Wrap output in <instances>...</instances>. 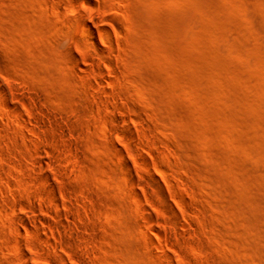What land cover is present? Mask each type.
I'll return each instance as SVG.
<instances>
[{"label": "rangeland", "instance_id": "obj_1", "mask_svg": "<svg viewBox=\"0 0 264 264\" xmlns=\"http://www.w3.org/2000/svg\"><path fill=\"white\" fill-rule=\"evenodd\" d=\"M78 13L106 49L98 111ZM0 84L27 121L0 95V264H264V0H0ZM60 191L78 213L53 248L17 218L64 222Z\"/></svg>", "mask_w": 264, "mask_h": 264}, {"label": "bare ground", "instance_id": "obj_2", "mask_svg": "<svg viewBox=\"0 0 264 264\" xmlns=\"http://www.w3.org/2000/svg\"><path fill=\"white\" fill-rule=\"evenodd\" d=\"M79 15H78V17H77V22H76V24H77V26L78 27H81V31H82V33H81V35L85 38V41L83 42V47L85 46V48H88V46H92L93 47V53L91 52H89L88 54H87V60L89 61V64L88 65H86V64H84L83 66H79L80 65V63H81V61L82 60H84V58L83 59H81L80 60V58H78V57H76V55L73 53V52H67V53H62V54H64V55H62V56H64V58L65 59H67V60H71V61H75L74 63L75 64H77V66H79L80 68H82L81 70L83 71V72H88L89 71V73H87V75L88 74H90V76H87V75H85V76H81V83H82V86H83V88H84V94L86 95V97H85V104H86V106H87V108H89L90 110H96V111H98L97 109H98V104H102V103H105V105L107 104V95H108V91H106L105 89H103L102 88V86H104L103 84H111V80H110V78H109V76L108 75H106L105 74V72H104V68L102 67V66H100V64L97 62V59H103L104 58V55L106 54V49L102 46V44H101V32H102V30H101V28L100 27H98V24L96 25V23H94V18H93V16H92V14H88L87 16H85V14H80V13H78ZM75 21V20H74ZM77 27V28H78ZM98 37V39H99V42L98 41H96V38ZM60 55V54H59ZM82 58V57H81ZM62 59V58H61ZM65 61V60H64ZM65 63H67V61L65 62ZM64 63V64H65ZM83 63V62H82ZM68 64V63H67ZM74 64V65H75ZM104 64H105V66H106V68L108 69V68H113L112 67V65H111V61L110 60H105V62H104ZM78 68V67H77ZM112 71H113V69H112ZM116 76V75H115ZM77 79V78H76ZM114 83V82H113ZM81 85V84H80ZM112 85V84H111ZM115 85V84H114ZM113 86V85H112ZM2 87H3V85L2 84H0V95H1V99H2V101H1V103H2V105L1 106H3L4 107V109L6 110V111H8V112H10L13 116H15L16 117V119H18V120H21V121H23V123L26 121V119L25 118H23V114L18 110V108H16V106H14L12 103H10L6 98H5V91H3V89H2ZM5 87V86H4ZM76 90V89H75ZM80 90V89H79ZM82 90V89H81ZM113 90V89H112ZM113 93H115V92H113ZM78 94V93H77ZM116 95V94H115ZM79 96V95H78ZM81 96H84V95H81ZM87 96H89V97H91L90 99H92L91 101L89 100V99H87L88 97ZM113 97H115V96H113ZM110 98V97H109ZM80 101V100H79ZM82 101V100H81ZM19 102H21V100L19 101ZM116 102V101H115ZM22 103V102H21ZM26 104V103H25ZM23 106H25V105H23ZM47 113V112H46ZM0 117H2V119L3 118H7L6 117V114H2V116L0 115ZM6 120V119H5ZM7 121V120H6ZM34 122H39L37 119H34ZM6 123V122H5ZM26 123H27V121H26ZM25 123V124H26ZM29 124V126L31 125L30 124V122H28ZM2 125H3V123H1ZM35 124V123H34ZM58 124V123H57ZM63 124V123H62ZM66 124V123H65ZM38 125V124H37ZM71 125V124H70ZM5 126V125H4ZM43 126H45V123H43L42 125H40V127L42 128ZM58 126V125H57ZM68 126V125H67ZM6 127H7V123H6ZM36 126H32L31 125V127H29V131H31L32 132V134H35V135H37L36 133H37V129L36 128H38V127H36ZM59 128H61L62 129V127H61V125H59ZM67 128V127H66ZM66 128H64L65 130H66ZM10 129V128H9ZM43 129V128H42ZM63 129V130H64ZM69 133V132H68ZM71 133H72V131H71ZM71 133H70V135H71ZM62 134H65V135H67L66 133H65V131H64V133H62ZM74 135V134H73ZM73 135H71L72 137H73ZM68 136H69V134H68ZM61 138V137H60ZM63 139H64V143H63V145L61 146V148L62 149H66L68 146V144L70 143V139H67V138H69V137H67L66 138V136H64L63 135V137H62ZM79 138V137H78ZM80 139V138H79ZM37 141H39L38 139H36ZM59 140H61V139H59ZM81 140V139H80ZM82 142V141H81ZM38 143V142H37ZM40 143V142H39ZM78 143V142H77ZM74 145V144H73ZM76 145H79V144H76ZM71 146V145H70ZM115 147V146H114ZM70 148V147H69ZM116 148V147H115ZM35 150V154H36V156H37V164H39V165H41L42 164V162H44L45 163V165H47V166H52V165H54L52 162H49V161H43L44 160V158H43V155H42V151L40 150V148H38V146H36V148L34 149ZM59 150V149H58ZM62 151V150H61ZM116 151H118V149H116L115 150V152ZM34 152V151H33ZM63 152V151H62ZM70 152V151H69ZM120 152H121V150H120ZM119 153V152H118ZM116 154V153H115ZM120 154V153H119ZM119 154H117V155H119ZM122 155H123V153H121ZM117 157H119V156H117ZM121 157V156H120ZM122 157H124V156H122ZM142 158V157H141ZM123 159V158H122ZM48 160V159H47ZM124 160V159H123ZM127 161V160H126ZM142 161V160H141ZM35 163V164H36ZM121 163H123V161H121ZM128 163V162H127ZM127 163H123L124 165H126V166H124V167H126L127 168V170L126 171H129L130 170V166L127 164ZM144 164H145V162H143ZM143 165V164H142ZM147 165V164H146ZM40 167V166H39ZM54 167V166H53ZM123 167V166H122ZM148 167H150V166H148ZM43 168V167H42ZM42 168H40V169H42ZM70 168V167H69ZM74 168V167H73ZM146 168V167H145ZM144 168V169H145ZM75 169V168H74ZM146 169H148V168H146ZM42 171V170H41ZM67 172V171H66ZM70 173V172H69ZM129 173V172H128ZM67 174H68V172H67ZM41 177V179L45 182V184H46V186H45V188H42V189H44L43 190V192L44 193H42V194H44L46 197H52L51 199H54V198H56L55 197V195H56V191H57V189H56V187L57 186H54L53 185V183H55V181L52 183L51 182V180H50V177L46 174V173H43L42 174V172H41V175H40ZM66 176V175H65ZM134 177V176H133ZM131 178V177H130ZM133 179V178H132ZM131 179V180H132ZM58 180V179H57ZM130 180V179H129ZM128 180V181H129ZM130 180V181H131ZM140 180V179H139ZM129 181V182H130ZM134 181H137L136 183L138 184V180H134ZM134 181H131L133 184L135 183ZM131 183V184H132ZM58 183H57V181H56V185H57ZM136 184V185H137ZM139 185V184H138ZM142 185V184H141ZM134 186V185H133ZM59 187V186H58ZM7 188V187H6ZM8 189V188H7ZM58 189H61V188H58ZM42 191V190H41ZM65 191H63V193H61V191H60V195H61V197H63V201H67V203L65 202H63L62 203V205L64 206L63 207V211L61 210H59V211H55V215L58 217V218H60V217H62V218H64L65 219V221L63 222V221H60L59 219V221H50V220H48V219H40L39 217L37 218V217H35V219L34 220H32L33 222L32 223H30V222H28L27 221V219H25V218H22V216L21 217H18L17 219H18V222L21 224V226H22V229L24 230V232L27 234L28 232L29 233H34L35 235H37L38 237H40V238H44V239H46L48 242H49V244L53 247V248H56L57 247V243H59V242H56V237L54 236V233L53 234H51L50 235V237L48 236L49 234H48V232L46 233L45 231H44V229H50L51 230V228H53V230L55 229L57 232H58V234L57 235H61V236H64V238H65V236H67L68 238H70V240L71 239H73L74 238V234L71 232L72 231V226H74V223H75V226H76V222H74L73 221V219H74V214L76 215V212L78 211V209H75V207H74V205L69 201V200H67L68 198L66 197V193H68V192H65ZM42 194L40 195V196H42ZM134 194H136V193H134ZM43 195V196H44ZM68 195H70V194H68ZM137 197V196H136ZM47 199V198H46ZM61 200H62V198H61ZM42 201V200H41ZM44 201V200H43ZM55 201V200H54ZM45 202H46V200H45ZM51 202H52V200H51ZM56 202V201H55ZM43 203V202H42ZM58 203V202H57ZM55 204V203H54ZM58 205V204H57ZM57 205H55L56 207H58ZM39 207H43V206H39ZM49 208V207H48ZM48 208H44L45 210L44 211H46V212H49V213H51V211L48 209ZM85 208V207H84ZM55 209V208H54ZM78 213V212H77ZM48 214V213H47ZM79 214H81V213H79ZM51 215V214H50ZM148 217L149 216H151V215H147ZM52 217H54V216H52ZM56 218V217H55ZM150 218V217H149ZM152 218V217H151ZM16 219V220H17ZM16 227V226H15ZM15 229V231L17 232V234L18 235H21L20 234V231L21 230H19V229H16V228H14ZM22 233V232H21ZM48 234V235H47ZM59 237V236H58ZM63 238V237H62ZM66 240V239H65ZM60 242H61V239L59 240ZM64 242V241H63ZM65 243V242H64ZM59 245V244H58ZM61 245V244H60ZM59 245V247H61ZM59 257V259L61 260V261H63V262H66V258L65 257H63V255H60V256H58ZM168 259V258H167ZM170 259V258H169ZM68 263V262H67ZM66 264V263H65Z\"/></svg>", "mask_w": 264, "mask_h": 264}]
</instances>
